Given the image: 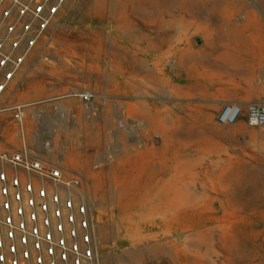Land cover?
<instances>
[{
    "label": "rangeland",
    "instance_id": "374dc122",
    "mask_svg": "<svg viewBox=\"0 0 264 264\" xmlns=\"http://www.w3.org/2000/svg\"><path fill=\"white\" fill-rule=\"evenodd\" d=\"M218 1V12L230 17L226 32L253 14L264 20L260 0ZM134 2H70L9 98L29 104L25 132L12 111H0V149L37 148L40 143L51 160L87 172L107 264H124L120 258L132 247L141 252L138 264H264V125H250L245 115L237 124L221 123L219 111L212 110L201 128L176 135L177 141L165 149L156 113L164 115L167 106L191 99L150 90L133 98L154 108L129 115L119 102L122 96L84 69L99 55L109 58L117 24L137 16ZM207 26L218 37L211 42H217L222 27ZM205 32H193L196 48L204 45ZM36 59L42 60V71L27 78ZM172 63L173 58L165 62ZM64 78L72 82L67 89ZM75 88L93 89L95 95L85 101L71 94ZM199 101L207 111L208 101ZM136 136L139 147L133 145ZM181 152L203 156L201 166L187 170L182 187L169 188L170 197L163 202L147 196L140 181L164 155ZM117 187L124 189L122 194Z\"/></svg>",
    "mask_w": 264,
    "mask_h": 264
},
{
    "label": "built area",
    "instance_id": "2783aa9c",
    "mask_svg": "<svg viewBox=\"0 0 264 264\" xmlns=\"http://www.w3.org/2000/svg\"><path fill=\"white\" fill-rule=\"evenodd\" d=\"M72 0H0V111L10 110L24 133L26 101L2 102L30 59L40 52ZM93 89L72 95L91 101ZM264 125V97L226 103L218 120ZM91 184L30 146L0 149V264H107L103 230L91 202Z\"/></svg>",
    "mask_w": 264,
    "mask_h": 264
},
{
    "label": "bare ground",
    "instance_id": "6f19581e",
    "mask_svg": "<svg viewBox=\"0 0 264 264\" xmlns=\"http://www.w3.org/2000/svg\"><path fill=\"white\" fill-rule=\"evenodd\" d=\"M260 1L264 5V0ZM134 3L138 6L137 16L117 24L118 36L112 40L113 50L109 58L99 55L84 69L88 68V76H96L97 82H107L111 90L122 96L119 102L127 106L129 115H135L136 109L142 112L154 108L150 102L133 98L150 90L191 99L167 106V113H156L154 117L157 128L165 133L163 146L167 149L172 141H177L176 135L193 134L201 128V122L213 114L211 108L205 111L204 104L198 101L213 93L212 85L223 81L222 77L205 69L206 64L212 61L208 54L210 41L218 39L207 25L229 26L230 17L223 11L218 12V0H135ZM202 30H206L205 43L196 48L192 34ZM172 57H175L172 65L165 64ZM41 61L36 59L32 69L26 73L27 78L42 71ZM213 62L220 64L214 59ZM238 70L234 75L241 74ZM122 135L126 138L125 132ZM133 139V145L139 147L140 138L136 136ZM41 147L39 143L37 148ZM208 150L214 152L211 147ZM202 157L185 152L164 155L160 165L140 179L148 189L147 196L163 202L170 197L169 188L182 187L187 170L201 166ZM123 190L117 187L119 195ZM140 260L141 252L135 247L129 248L120 258L124 264H138Z\"/></svg>",
    "mask_w": 264,
    "mask_h": 264
},
{
    "label": "crops",
    "instance_id": "0c3cea01",
    "mask_svg": "<svg viewBox=\"0 0 264 264\" xmlns=\"http://www.w3.org/2000/svg\"><path fill=\"white\" fill-rule=\"evenodd\" d=\"M261 23L264 24V20L257 14H253L242 24L235 28L232 26L230 32L224 31L228 25L222 27L221 38L216 40L217 42L210 41L208 54L212 61L206 64L205 69L223 78L222 83L212 85V94L204 95L202 98L208 101V107L211 110L219 111L220 114L223 106L228 102L247 106L250 102L264 97V27ZM234 34L235 39L232 37ZM172 58L175 59V57ZM213 59L220 64L215 65ZM238 69L241 74L234 75ZM71 83L66 78L62 87L67 89ZM15 86L7 92L2 102L14 100L9 98ZM64 167L71 170L68 166ZM72 171L80 172L91 182L87 172L78 168Z\"/></svg>",
    "mask_w": 264,
    "mask_h": 264
}]
</instances>
